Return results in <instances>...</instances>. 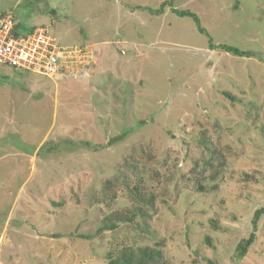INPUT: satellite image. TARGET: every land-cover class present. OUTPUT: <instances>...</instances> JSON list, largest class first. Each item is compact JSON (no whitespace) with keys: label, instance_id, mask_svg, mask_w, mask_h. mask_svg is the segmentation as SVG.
<instances>
[{"label":"rangeland","instance_id":"1","mask_svg":"<svg viewBox=\"0 0 264 264\" xmlns=\"http://www.w3.org/2000/svg\"><path fill=\"white\" fill-rule=\"evenodd\" d=\"M0 13L19 35L44 27L95 57L82 80L0 67V264H107L156 242L168 264H264V215L251 225L264 207V0H0ZM215 144L233 155L197 191ZM137 187L157 192L152 207Z\"/></svg>","mask_w":264,"mask_h":264},{"label":"built area","instance_id":"2","mask_svg":"<svg viewBox=\"0 0 264 264\" xmlns=\"http://www.w3.org/2000/svg\"><path fill=\"white\" fill-rule=\"evenodd\" d=\"M94 58L87 47L58 45L57 38L44 27L19 35L13 17L0 13V67H13L52 80H82L89 76Z\"/></svg>","mask_w":264,"mask_h":264},{"label":"trees","instance_id":"3","mask_svg":"<svg viewBox=\"0 0 264 264\" xmlns=\"http://www.w3.org/2000/svg\"><path fill=\"white\" fill-rule=\"evenodd\" d=\"M165 4L162 3L161 7ZM176 14L179 16H188L194 20V22L198 25V19L188 12L184 11H177L173 10ZM198 30L203 33V29L198 27ZM211 48L217 47L220 50L230 53L235 57H252L253 54L248 51H242L235 47L227 46L224 44L220 45H210ZM222 95L226 97L228 100H233L234 98L229 94L228 92H222ZM207 136L206 131L201 132L200 135V144L202 146H205ZM208 157L204 161V165L208 170L207 177L204 176L203 170H200L199 172L195 173V182L197 184V191H204L205 188L202 185V182L205 179H209L210 181H215L220 173L222 172L225 164H226V157L232 156L233 153L231 149L227 146L221 147L219 144H215L214 147L211 150H208ZM143 158L150 159L149 155L143 156ZM197 162L194 163V166L192 168V172H195V168L197 167ZM151 171L153 173L154 180L158 183L160 180L159 174L156 171L155 168H151ZM161 189H164L166 183H162ZM137 199L149 207H152L154 205V202L157 198V192H147V191H140V189L134 188ZM104 194L108 196L109 201L113 202L116 200V192L113 189V185L110 181H106L103 187ZM162 191V190H161ZM144 213L141 209H137L135 213H126L121 211H114L112 212L111 216L108 217L105 221V224L100 228L102 231L105 230H114L117 228V225L122 223H134L136 217L143 216ZM264 215V207L259 208L254 211L252 218H251V225L253 228V231L256 228L257 221L259 218ZM254 241V233L252 232L249 234V237L245 240H242L236 247V258L241 259L245 256L248 248ZM162 242H156L153 246H143V247H137L133 248L131 246H123L118 250H113L111 253L107 254L108 263L107 264H168L162 253V249L160 248Z\"/></svg>","mask_w":264,"mask_h":264},{"label":"crops","instance_id":"4","mask_svg":"<svg viewBox=\"0 0 264 264\" xmlns=\"http://www.w3.org/2000/svg\"><path fill=\"white\" fill-rule=\"evenodd\" d=\"M16 25H17V28H19L20 29V26L17 24V23H15ZM121 52V51H120Z\"/></svg>","mask_w":264,"mask_h":264}]
</instances>
